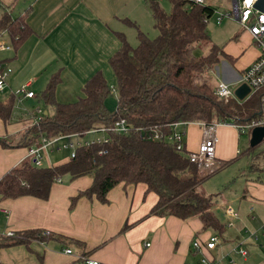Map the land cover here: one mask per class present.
<instances>
[{
	"label": "crops",
	"instance_id": "crops-1",
	"mask_svg": "<svg viewBox=\"0 0 264 264\" xmlns=\"http://www.w3.org/2000/svg\"><path fill=\"white\" fill-rule=\"evenodd\" d=\"M147 1L0 0V18L17 19L25 26L24 37L17 43H9L5 32H0L1 41L10 47L0 51V63L10 69L0 101L8 98L13 101L8 121L0 120V139L5 144L0 145V177L28 158L26 149L36 139L22 145L25 131L33 125V111L27 109L40 107L42 112H50L39 97L49 78L56 75L53 97L62 104L81 96L83 83L96 72L105 80L110 78L108 59L119 47L120 38L125 41L127 26L137 30L146 19L152 23ZM231 38L237 40L225 56L236 60L232 68L224 63L220 65V78L226 81L236 79L256 56L246 32L233 34ZM26 83V90L33 97L16 95L17 100L13 93ZM104 106L113 109L107 98ZM182 130L184 151L195 150L200 140L198 128L188 122ZM237 135L229 125H216L212 159L215 163L235 158ZM67 160L43 166H55ZM90 183L89 176L69 178L63 174L49 185L44 199L28 195L0 199V235L28 230L45 231L49 235L42 240L30 239L25 244L1 245L0 264H83L75 258L77 255L99 264H198L200 253L190 243L211 234L218 241L204 254L216 264H264V247L259 245L263 237L253 242L244 239L243 233H256L264 222V183L245 185L240 195V204L244 206L229 220L230 226H225L228 221H221L213 213L223 227L218 232L201 229L196 218L181 220L149 215L156 196L145 192V186L140 183L114 185L105 193L103 203L91 195L77 197L70 205V198ZM123 224L128 227L121 230ZM240 239L246 251L243 257L234 250ZM64 249L70 253H64Z\"/></svg>",
	"mask_w": 264,
	"mask_h": 264
},
{
	"label": "trees",
	"instance_id": "trees-1",
	"mask_svg": "<svg viewBox=\"0 0 264 264\" xmlns=\"http://www.w3.org/2000/svg\"><path fill=\"white\" fill-rule=\"evenodd\" d=\"M168 2L169 11L164 12L155 0L147 1L156 30L153 38L137 31L133 47L120 38L119 47L109 57L114 80L112 110L104 106L110 91L99 72L83 83L81 96L64 104L54 100L57 77L53 75L39 93L50 112H42L37 124L27 128L22 145L27 146L39 135L82 133L93 127L109 126L119 119L131 130L125 134L108 133L106 144L78 148L73 158L55 166H34L23 160L0 177V199L25 195L44 199L49 185L61 175L67 174L69 178L85 175L91 183L70 198V205L77 197L91 195L103 203L105 193L114 185L140 183L145 186V192L156 196L149 215L181 220L196 218L203 230H222L212 212L211 195L197 188L215 168L197 167L188 162L186 151H176L165 141L139 139L132 129L166 133L167 125L172 122L242 123L255 116L258 100L249 97L242 102L223 101L213 96V86L204 71L216 65L223 53L210 43L205 30L210 11L196 6L187 9L180 0ZM0 32H5L9 43H17L24 37L25 26L17 19L2 17ZM198 45L206 46V52L194 54ZM12 103V98L0 101L2 122L8 121ZM0 145H5L1 139ZM99 149L102 152L98 154ZM127 227L123 224L121 230ZM47 235L42 236L36 230L22 231L12 237H0V246L25 244L30 239H45Z\"/></svg>",
	"mask_w": 264,
	"mask_h": 264
},
{
	"label": "built area",
	"instance_id": "built-area-1",
	"mask_svg": "<svg viewBox=\"0 0 264 264\" xmlns=\"http://www.w3.org/2000/svg\"><path fill=\"white\" fill-rule=\"evenodd\" d=\"M183 1L187 9L192 6L206 7L209 9V17H213V21L218 23L222 18H228L235 21L239 27L247 33L251 44L256 49V56L254 59L244 67L236 77V87L244 85L247 88V93L243 99L248 98L249 94H255L258 100L257 112L254 117L248 119L242 123L233 122H213L205 124L202 121L193 122L200 132V140L193 151L186 152L185 156L190 163H194L197 167L209 168L212 164L213 149H214V129L216 125L226 124L236 130L238 134L244 132H250L254 127L264 126V0H180ZM208 17V18H209ZM8 44L0 41V51L9 50ZM10 74L8 66L0 63V92L6 88V79ZM27 83L22 85L17 91L13 93V96L19 95L26 98L33 97L32 92L26 90ZM235 87V88H236ZM234 88V89H235ZM109 91L114 93V89L110 87ZM212 94L216 99L226 101L227 99L236 98L233 95V89L229 83L221 80L213 85ZM18 100V96H16ZM242 99V100H243ZM38 110L32 112L33 125H36L39 118L36 116ZM188 122H172L167 125L166 133H162L156 130L152 132H141L140 128L132 129L134 133H138L139 139L152 140V141H165L171 143L176 151H183V130L182 127ZM131 128L127 126L123 119L115 120L109 126H98L90 128L82 133H70V134H58L51 137H44L39 135L33 144L26 149V155L30 158V162L34 166H40L42 155L40 152L58 149V147L69 149L70 153L68 159H71L75 155V151L78 148H88L92 145H103L108 142V133L113 134H125ZM65 140V141H64ZM62 142L61 144H59ZM59 145V146H58ZM99 149L97 153H101ZM224 215L228 219L236 217V213L230 207H225L223 210ZM231 221H228L225 226H230ZM245 238H250L253 242L257 241L258 237H263V242L259 245L264 247V222H262L256 233H250L243 231ZM42 236L47 233L45 231L40 232ZM14 234L10 231H6L1 237H12ZM218 239L215 234L208 235L205 239H193L190 243L191 248L200 253L198 264H216L215 261L206 257L204 253L212 250L217 243ZM243 239L237 241L234 245V250L239 256H245L246 251L242 247ZM145 246L147 243L144 244ZM64 253L69 254V249H64ZM75 258L81 261L83 264H99L97 261L77 255Z\"/></svg>",
	"mask_w": 264,
	"mask_h": 264
},
{
	"label": "rangeland",
	"instance_id": "rangeland-1",
	"mask_svg": "<svg viewBox=\"0 0 264 264\" xmlns=\"http://www.w3.org/2000/svg\"><path fill=\"white\" fill-rule=\"evenodd\" d=\"M155 1L164 12L169 11L170 4L168 0ZM212 18L213 17L211 16L205 21L206 33L209 37L210 43L221 48L224 52H222L223 55L219 56L218 63L216 65H214L211 69L204 71V75L208 76L210 83L213 86L217 82V80H221L220 65L224 63L232 68L233 63L236 60V58H229L225 56V54H228L229 51L233 50L234 47L232 46V44H234L237 40L236 38L234 40L231 37L233 36V34L237 35L238 33L244 31L235 21L231 19L222 18L218 23H215ZM126 30V39H124L126 43L131 47L135 46L136 44L137 30H139L138 32L143 33L147 38H153L156 35V30L153 28L152 23L149 19H146L144 23L140 24V28L137 30H135L132 26H127ZM204 52H206V46L203 45H198V48H195L193 50V53L196 55ZM235 80L236 79L227 81L225 80L224 82L229 83L232 89H234L236 87ZM106 84L109 89L110 87H114V80L112 76L106 79ZM248 96L250 97V100L256 98L255 94H249ZM107 99L108 103H110V109L114 108V93L110 91V96H108ZM243 100H240L238 102H242ZM36 109L38 110L36 116L41 115L42 109L40 107L32 109L29 108L27 109V111L35 112ZM248 137L249 132L238 134L236 147L237 155L235 156V158L231 159L227 164H224L223 166H218L217 162L215 163L214 160H212L211 163L213 165L207 168V170L214 168L215 170L203 181H201V183L197 187L198 190L203 192L204 194L211 195L213 205L212 212L215 213L219 218H221V221L224 222L230 220L226 218V216L224 217L222 214V209L225 206L230 207L236 212L237 215L238 212H241L244 203L240 204V202L242 201L240 195L244 191L245 185L250 182H257V180L261 181V183H264V138L256 145L249 148ZM61 143L62 142H60L59 144ZM69 151V149L58 147V149L40 152V154L42 155L40 165H50L53 164V162L56 160L68 159L70 153ZM26 160L29 161L30 158L28 157L26 158ZM247 209L248 207L247 205H245V210Z\"/></svg>",
	"mask_w": 264,
	"mask_h": 264
},
{
	"label": "water",
	"instance_id": "water-1",
	"mask_svg": "<svg viewBox=\"0 0 264 264\" xmlns=\"http://www.w3.org/2000/svg\"><path fill=\"white\" fill-rule=\"evenodd\" d=\"M246 93H247V88L242 84L237 86L235 89H233V95L238 101L242 100ZM263 138H264V126L252 128L249 132L248 146L252 147L256 145Z\"/></svg>",
	"mask_w": 264,
	"mask_h": 264
}]
</instances>
